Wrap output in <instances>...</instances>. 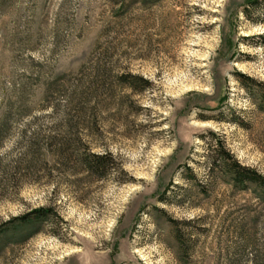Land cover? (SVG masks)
<instances>
[{
	"label": "rangeland",
	"instance_id": "1",
	"mask_svg": "<svg viewBox=\"0 0 264 264\" xmlns=\"http://www.w3.org/2000/svg\"><path fill=\"white\" fill-rule=\"evenodd\" d=\"M5 112L0 264H264V0H0Z\"/></svg>",
	"mask_w": 264,
	"mask_h": 264
},
{
	"label": "trees",
	"instance_id": "2",
	"mask_svg": "<svg viewBox=\"0 0 264 264\" xmlns=\"http://www.w3.org/2000/svg\"><path fill=\"white\" fill-rule=\"evenodd\" d=\"M254 1L256 0H248V3H254ZM236 79L238 81H243V79H247V77L241 73V72H234ZM88 81H82L81 79L75 81L74 85L71 86L70 92L68 94H65V101H66V105L65 108H62L59 112L60 114L58 115V120L59 125H57L58 129H65V130H71L72 127V122H74L75 120H77L78 118V112L79 109L77 108H81V105L84 104V101L86 100L87 97V93H88ZM9 112H5L1 115L0 117V122L4 123L7 122L9 116H8ZM18 114H20V112H15L14 114H12L14 117ZM1 128V125H0ZM19 137L21 138L19 143H23V155H26L27 153L34 154L37 151L38 145L40 141H43L39 134L36 132H32L30 133V136H25L20 134ZM41 139V140H40ZM47 139H49V142H47ZM54 138L50 137L44 138L45 143H50V141H53ZM62 146V144H60ZM57 148L55 151H53L52 153H54L56 156L61 157L64 152L66 151V149H63L62 147ZM30 151V152H29ZM223 152V151H222ZM220 153V152H219ZM224 153V152H223ZM105 154H97V153H89L87 158L85 159V167L86 169H88V171H94L96 172L99 165H104V162L102 161L105 158ZM219 158L223 163V157L221 155V153L219 154ZM17 169V166H12V169ZM225 168L229 171L230 176H231V180L234 184H243V182L245 180H250V181H255V183H258L264 191V179L263 177L256 173L254 170L251 169H245V168H240L238 165L235 166H225ZM48 210L46 208H36L26 214H23L22 216L19 217H15L14 220H17L19 222V224H24V223H28L31 219H41L42 217H46L48 216Z\"/></svg>",
	"mask_w": 264,
	"mask_h": 264
},
{
	"label": "bare ground",
	"instance_id": "3",
	"mask_svg": "<svg viewBox=\"0 0 264 264\" xmlns=\"http://www.w3.org/2000/svg\"><path fill=\"white\" fill-rule=\"evenodd\" d=\"M76 251H78V250H76Z\"/></svg>",
	"mask_w": 264,
	"mask_h": 264
}]
</instances>
